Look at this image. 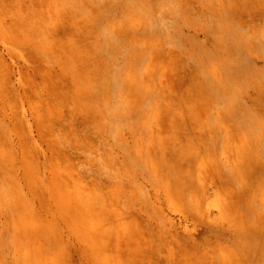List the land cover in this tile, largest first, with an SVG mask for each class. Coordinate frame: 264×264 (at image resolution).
Wrapping results in <instances>:
<instances>
[{"label": "rangeland", "instance_id": "rangeland-1", "mask_svg": "<svg viewBox=\"0 0 264 264\" xmlns=\"http://www.w3.org/2000/svg\"><path fill=\"white\" fill-rule=\"evenodd\" d=\"M131 1L0 0V264H264V0Z\"/></svg>", "mask_w": 264, "mask_h": 264}, {"label": "bare ground", "instance_id": "bare-ground-1", "mask_svg": "<svg viewBox=\"0 0 264 264\" xmlns=\"http://www.w3.org/2000/svg\"><path fill=\"white\" fill-rule=\"evenodd\" d=\"M155 2H157L162 7H165L166 5H169V4L177 3L178 5H180V7L174 11H171V12L169 10L162 12L164 14V16L172 17V18L177 19L178 21L185 22L186 24L199 27L200 24H199L198 19H192V17L191 18L188 17L189 12L190 13L192 12V7L185 4L184 0H155ZM132 3H134V1L119 0V3H118L119 8L117 9L116 7L113 6L109 10V12L112 14H115V13L118 14V17H119L118 20H121L125 26H128L129 31L131 29L130 23L126 22V20L127 19L129 20L130 17L133 18L134 16L138 15V13H135L134 11L131 10L130 4H132ZM142 12H143V14H141L142 16L150 15V13L147 11H145V12L142 11ZM202 17H203V19L207 20L208 18H210V15L205 13L204 15H202ZM207 23H214V25H216L215 28H212L213 29L212 33H213V36L216 37L215 44L218 45L219 50L223 49V45H225L226 41L233 40L234 38L239 39L242 37V35H240V34H233V35H229V36L218 35V32L220 30H223L229 26V23H230L229 17L227 18L225 16V14L221 17L214 18V19L208 21ZM207 23L202 24V27H205L207 25ZM207 26H209V25H207ZM131 27H132V25H131ZM177 31L180 32V29ZM243 52H244L243 49L238 50L236 54L238 56H242ZM237 55L235 57L239 61L240 58ZM131 56H132V58L134 57L135 63L137 66H141L144 63V59L141 58V55L138 52L136 53V51H134L131 54ZM242 65H243L242 69H241L242 72H240V74H238L235 77V79L233 80L232 86L230 85L231 81L226 82V80H223L222 77H220V78H216L214 76L208 77L207 80H205L206 83H204L203 86L212 85L209 89L210 91H208L209 95L210 96L211 95H220L219 97L221 99H226V98L232 99L233 98V100H238V102H240L239 95H241V94L239 92H242L243 90L247 89L249 87V84H250V75L245 74L243 72L244 70H246V67H245L244 63ZM233 84L235 85V87H233L234 86ZM84 237L89 238L90 241L91 240H97L96 236L94 234H92L90 236H88V234H87ZM114 240L116 241L115 242L116 250H115V253H113L111 256H112L113 260L118 259V261H113L114 264H124V261H122L121 257H125L124 259H127L126 257H130L129 262L127 264H136V263H138L140 258H145V257L151 256L152 251L144 250L143 248H139V247L134 246L132 244L129 245L128 240H127L128 245L121 247L120 243L124 241V239L121 235H116ZM134 253L136 255H133Z\"/></svg>", "mask_w": 264, "mask_h": 264}]
</instances>
